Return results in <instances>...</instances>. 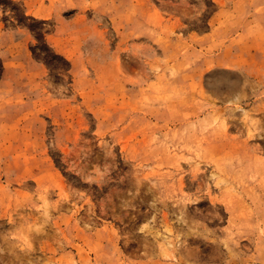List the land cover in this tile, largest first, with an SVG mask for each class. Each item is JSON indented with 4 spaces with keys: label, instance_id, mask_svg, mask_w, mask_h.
Returning <instances> with one entry per match:
<instances>
[{
    "label": "rangeland",
    "instance_id": "rangeland-1",
    "mask_svg": "<svg viewBox=\"0 0 264 264\" xmlns=\"http://www.w3.org/2000/svg\"><path fill=\"white\" fill-rule=\"evenodd\" d=\"M0 264H264V0H0Z\"/></svg>",
    "mask_w": 264,
    "mask_h": 264
}]
</instances>
